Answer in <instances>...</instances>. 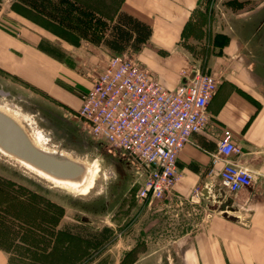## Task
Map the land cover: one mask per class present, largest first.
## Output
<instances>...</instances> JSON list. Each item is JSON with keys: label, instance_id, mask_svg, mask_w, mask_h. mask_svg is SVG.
Here are the masks:
<instances>
[{"label": "rangeland", "instance_id": "rangeland-1", "mask_svg": "<svg viewBox=\"0 0 264 264\" xmlns=\"http://www.w3.org/2000/svg\"><path fill=\"white\" fill-rule=\"evenodd\" d=\"M245 7L246 11L237 13ZM94 17L79 12L51 14V0H4L0 32L23 36L84 74V63L70 57L69 50L76 49ZM194 18L185 31V46L194 68L222 81L212 73L209 61L229 41L228 32L233 34L231 29L236 26L234 31L249 38L247 52L264 82V0H206ZM64 39L72 44L70 49L63 45ZM4 76L0 70V91L6 94H0V104L21 114L23 99L19 100L14 86L5 84ZM76 90L80 97L85 93ZM24 106V111H34L31 103ZM74 111L66 109L61 117L51 113V127L40 121L35 124L31 115L21 116L27 130L49 136V147L93 166L94 174L82 191L59 187L0 153V222L7 219L5 210L9 208L31 226L12 221L8 230L6 224L0 225V238L10 260L15 264H183L187 257L184 248L191 245L184 235L205 225L207 218L199 215L191 199L183 204L141 200L138 191L145 175L140 165L90 134ZM217 196L201 198L204 205L216 209L212 216L219 214ZM75 225L81 226L83 236L102 239V244L62 230L68 226L76 232ZM104 230L108 232L102 235Z\"/></svg>", "mask_w": 264, "mask_h": 264}, {"label": "crops", "instance_id": "crops-1", "mask_svg": "<svg viewBox=\"0 0 264 264\" xmlns=\"http://www.w3.org/2000/svg\"><path fill=\"white\" fill-rule=\"evenodd\" d=\"M205 4L206 0H51V14L95 16L74 51L70 42H63L70 57L84 63V74L33 41L0 32V70L5 84L16 88L19 100L23 99L21 114L33 116L35 124L40 121L51 127V113L60 117L66 109L77 113L82 102L76 89L90 90L114 55L103 42L118 13L126 12L153 29L150 39L133 55L164 89L174 90L184 81L183 73L196 69L185 46V31ZM231 30L229 41L209 61L212 73L222 81L208 104L207 125L180 151L182 179L173 191L178 199L165 200L183 204L191 199L199 215L207 218L205 225L184 235L191 245L184 248L183 264H264V82L247 52L249 38L234 31L236 26ZM27 103L34 111H24ZM225 131L232 133L242 149L241 156L229 160L254 172L251 186L237 192H229L220 181L224 162L213 164ZM216 196L219 214L212 216L216 209L204 205L201 198ZM223 202L232 211L225 214ZM0 264H11L9 253L1 248Z\"/></svg>", "mask_w": 264, "mask_h": 264}, {"label": "built area", "instance_id": "built-area-1", "mask_svg": "<svg viewBox=\"0 0 264 264\" xmlns=\"http://www.w3.org/2000/svg\"><path fill=\"white\" fill-rule=\"evenodd\" d=\"M183 78L176 89L167 90L133 54L113 55L92 88L82 94L75 116L87 124L90 134L140 165L145 178L138 197L150 204L172 197L182 179L178 155L206 127L207 107L219 88L217 77L199 68L183 73ZM241 155L232 133L225 131L213 164L224 162L219 176L229 192L248 188L253 181L251 169L229 160Z\"/></svg>", "mask_w": 264, "mask_h": 264}, {"label": "water", "instance_id": "water-1", "mask_svg": "<svg viewBox=\"0 0 264 264\" xmlns=\"http://www.w3.org/2000/svg\"><path fill=\"white\" fill-rule=\"evenodd\" d=\"M193 76L194 73L191 77ZM0 94L6 95L3 91H0ZM0 148L40 172L59 180L80 182L85 173V167L70 158L39 149L20 124L1 111ZM221 205L225 214L232 211L227 202Z\"/></svg>", "mask_w": 264, "mask_h": 264}, {"label": "trees", "instance_id": "trees-1", "mask_svg": "<svg viewBox=\"0 0 264 264\" xmlns=\"http://www.w3.org/2000/svg\"><path fill=\"white\" fill-rule=\"evenodd\" d=\"M4 0H0V11L2 9V3ZM153 33V29L150 25L145 22L135 18L134 16L126 13L119 12L116 16L114 23L112 24L108 35L104 39V45L114 54L120 55L125 52H129L131 54L138 53L144 44L150 39ZM12 201V200H11ZM10 203V202H8ZM5 214L7 219H4L0 222V225L6 224V228L9 230V223L12 221H18L21 225L28 228L31 227L28 220L20 215L12 214L9 208L5 210ZM76 232L72 230H68V226H64L62 230L66 233H71L77 238L90 240L96 244H102V239H95L91 237L83 236L80 232L81 226L75 225ZM108 230H104L100 232L102 235L106 234ZM0 248L4 249L9 253V251L5 248L3 241L0 238ZM11 264H15L10 260Z\"/></svg>", "mask_w": 264, "mask_h": 264}, {"label": "bare ground", "instance_id": "bare-ground-1", "mask_svg": "<svg viewBox=\"0 0 264 264\" xmlns=\"http://www.w3.org/2000/svg\"><path fill=\"white\" fill-rule=\"evenodd\" d=\"M0 111L9 115L18 124H20V126L26 131V133L28 134V136L30 137L32 142L39 149H41L45 152H49V153H53V154H57V155H61V156H65V157L70 158L71 160L83 165L85 167V173H84L83 178L80 182L63 181V180L53 178L51 176H48V175L40 172L39 170L33 168L32 166H30V165L18 160L17 158L7 154L3 150H1V148H0V153H2L4 156L9 157L10 159H13L14 161L18 162L19 164L23 165L24 167L34 171L35 173H37L41 177L51 181L52 183H54L55 185H57L59 187H62V188L68 189V190L82 191L89 184V182H90V180L94 174L93 166L91 164H89L86 161H83L81 159L75 158L72 154H70L64 150L49 147V145H48L49 144V136L46 135L42 131L27 130L26 126L24 124V121L22 119V116H21L22 114L17 113V111H14L12 106L0 104ZM31 118H32V116H31ZM32 119L34 120V118H32Z\"/></svg>", "mask_w": 264, "mask_h": 264}]
</instances>
